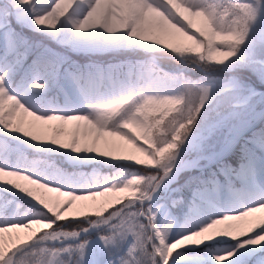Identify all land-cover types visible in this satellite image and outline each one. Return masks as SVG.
Instances as JSON below:
<instances>
[{
  "label": "snow or ice",
  "instance_id": "snow-or-ice-1",
  "mask_svg": "<svg viewBox=\"0 0 264 264\" xmlns=\"http://www.w3.org/2000/svg\"><path fill=\"white\" fill-rule=\"evenodd\" d=\"M0 264H264V0H0Z\"/></svg>",
  "mask_w": 264,
  "mask_h": 264
},
{
  "label": "rangeland",
  "instance_id": "rangeland-1",
  "mask_svg": "<svg viewBox=\"0 0 264 264\" xmlns=\"http://www.w3.org/2000/svg\"><path fill=\"white\" fill-rule=\"evenodd\" d=\"M76 57H74V59H75ZM181 182H183V181H181Z\"/></svg>",
  "mask_w": 264,
  "mask_h": 264
}]
</instances>
